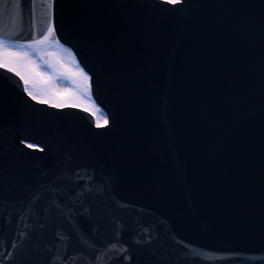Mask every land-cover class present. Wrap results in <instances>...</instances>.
Segmentation results:
<instances>
[{"label": "water", "instance_id": "95a60500", "mask_svg": "<svg viewBox=\"0 0 264 264\" xmlns=\"http://www.w3.org/2000/svg\"><path fill=\"white\" fill-rule=\"evenodd\" d=\"M19 3L27 40L42 10ZM58 4L109 124L0 68V261L264 264V0Z\"/></svg>", "mask_w": 264, "mask_h": 264}, {"label": "snow or ice", "instance_id": "6c2138e0", "mask_svg": "<svg viewBox=\"0 0 264 264\" xmlns=\"http://www.w3.org/2000/svg\"><path fill=\"white\" fill-rule=\"evenodd\" d=\"M186 0H160V6L166 5H183ZM39 6L41 8V27L39 33H33L32 38L27 40H17L14 38L12 31L9 29V24L18 20V11L20 9L19 0H14L12 4H8L6 0L0 2V68L7 69L12 73H15L24 84V92L33 100L38 103L53 106L57 109H62L66 105L72 107H85L87 110L92 111L95 115L94 109L88 105L82 97L91 93V76L84 68H81L77 64L78 71L74 74L78 79L80 88L77 92H69L67 89H57L54 85L43 93H38L29 87L33 82L35 76L43 77V73L38 71L37 65L33 60V56L42 52L46 44L51 41L57 40V26L56 17L59 10L63 17V5L58 4V0H39ZM37 7V0H32V12L35 15V9ZM174 10V9H172ZM83 25H87V20L79 21ZM89 99H91L89 95ZM101 121H96L99 126ZM104 125L109 124V120L105 117L103 120ZM26 142V141H22ZM29 148L35 147L33 143H28ZM39 195V193H37ZM15 244L12 245L15 248ZM49 257L44 264H57L56 257L51 253L49 249ZM13 253L9 252L4 260L13 259ZM127 260L131 261L132 257L127 256ZM0 264H4V261H0Z\"/></svg>", "mask_w": 264, "mask_h": 264}, {"label": "rangeland", "instance_id": "374dc122", "mask_svg": "<svg viewBox=\"0 0 264 264\" xmlns=\"http://www.w3.org/2000/svg\"><path fill=\"white\" fill-rule=\"evenodd\" d=\"M43 50L49 53L54 58L56 68L49 73H43V77L35 76V91L38 93H43L50 89L53 85L56 86V88H58L57 86L65 88L66 85L71 84V81L69 79L71 78L76 83V88L68 91L77 92L80 88V84L78 83V79L75 77V73L73 72L75 70L78 71L76 65L72 66L71 61L67 57H65L63 53L61 55V53L59 52L60 49H58L55 45H45ZM67 73L69 74L68 76ZM55 75H58V77Z\"/></svg>", "mask_w": 264, "mask_h": 264}, {"label": "flooded vegetation", "instance_id": "af4514ba", "mask_svg": "<svg viewBox=\"0 0 264 264\" xmlns=\"http://www.w3.org/2000/svg\"><path fill=\"white\" fill-rule=\"evenodd\" d=\"M63 55L65 56V57H67L70 61H71V65L73 66L74 64L72 63V60H71V58H70V56H69V54H68V50L67 49H65V48H63ZM42 55H47L48 57H50V59H48V58H46L47 60H51V64H50V66H43L44 67V71H46V70H53V69H55L56 68V65H55V61H54V58L50 55V54H48V53H46V52H44V51H42V52H39V53H37L35 56H33V60H34V62L35 61H37V60H40V58H41V56ZM75 66V65H74ZM67 72V71H66ZM74 73H76L77 71L75 70V71H73ZM46 73V72H45ZM15 74V73H14ZM69 74L67 73V76H68ZM55 76H57L58 77V75H55ZM69 78V77H68ZM70 80H71V78H69ZM21 82H22V84H23V81L21 80ZM29 87H31L34 91H35V77H34V80H33V82L32 83H30V85H29ZM58 87V89H67V90H73L71 87H65V88H61L60 86H57ZM23 88H24V84H23ZM69 92H73V91H69ZM27 94V93H26ZM83 99V98H82ZM84 101L87 103V104H89L93 109H94V111H95V115H93V112L92 111H89V110H87L85 107H79V108H81V109H83V110H85V111H87L88 113H90L92 116H93V118H94V122H95V125L97 126V124H96V121L99 119L100 121H101V123H100V125L99 126H101V125H103V120H104V116H103V114L99 111V109L94 105V103L92 102V101H87V99L86 98H84ZM66 106H71V105H66Z\"/></svg>", "mask_w": 264, "mask_h": 264}]
</instances>
